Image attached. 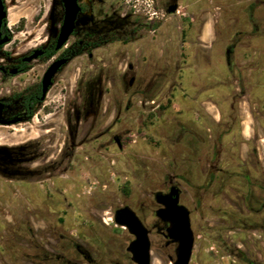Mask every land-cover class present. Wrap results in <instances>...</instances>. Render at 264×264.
<instances>
[{"label":"rangeland","instance_id":"rangeland-1","mask_svg":"<svg viewBox=\"0 0 264 264\" xmlns=\"http://www.w3.org/2000/svg\"><path fill=\"white\" fill-rule=\"evenodd\" d=\"M6 1L15 39L26 49L44 44L53 0ZM188 6L204 10L206 54L188 60L185 72L160 78L158 92L149 94L160 106L154 121L134 109L119 122L118 131L127 135L123 152L114 145L101 152L84 145L91 116L80 125L78 164L58 175L63 191L58 202L30 196L24 178L0 177V264H87L74 250L76 243L94 264H134L127 252L132 237L115 224V210L132 206L152 228L156 218L143 209L170 184L181 188V201L191 211V264H246L238 250L264 264V189L259 188L264 185V0H181L180 12ZM248 13L255 15L256 29L247 22ZM237 34L241 42L228 64L226 49ZM86 64L76 61L59 77L48 99L52 115L40 113L15 129L0 127V144L41 140L49 154L38 166L54 162L68 143L66 108L88 94L86 75L79 80L89 70ZM125 91L127 97L103 92V101L126 103L135 92ZM51 127L57 130L45 131ZM252 185L249 206L235 191ZM29 202L46 215H30ZM151 241V264H173L175 246L156 231Z\"/></svg>","mask_w":264,"mask_h":264},{"label":"flooded vegetation","instance_id":"flooded-vegetation-1","mask_svg":"<svg viewBox=\"0 0 264 264\" xmlns=\"http://www.w3.org/2000/svg\"><path fill=\"white\" fill-rule=\"evenodd\" d=\"M136 1L138 5H130L134 2L132 0H76L78 12L74 29L67 41L58 48L66 19V6L64 0H53L47 41L37 48L26 49L21 39H15V33L9 26L10 9L7 1L3 0L7 18L0 31V127L15 129L30 125L40 113L52 115L53 106L47 108L50 105L48 99L63 72L76 61H85L89 70L86 73L83 70L79 77L80 80L86 75L83 79L88 90L85 100L72 103L71 109L66 108L64 121L68 143L60 149V156L54 162L50 163L48 160L38 166L49 154V150L44 148L45 142L29 139L10 145L0 144V177L10 181L24 178L30 196L37 194L45 202H58V196L63 193L60 185L62 176L58 175L69 165L73 169L74 165L78 164V136L82 121L93 117L90 141L86 142L85 146H95L101 152L114 145L119 152H123L127 135L121 128L118 131L119 122L127 120L134 109L147 112V118L154 121L160 106L156 105V100L149 97V94L158 92L160 78L185 72L188 60H198L202 54H206V46L202 44L205 30L204 10L198 6H188L185 12L181 13V0ZM247 22L256 29L254 14L248 13ZM240 42L241 36L237 34L233 45L226 49L228 64L235 56ZM59 61H62V65L52 78L43 98L45 75ZM106 81L109 82L107 86ZM126 88L135 92L126 103L113 101L107 104L103 101V92L109 90L118 91L119 97H127ZM135 97L139 101L134 102ZM145 97L152 99L149 101ZM216 123L220 124L217 120ZM56 130V127H51L45 131L53 133ZM56 134L55 132L54 135ZM221 155L222 152L219 153V158ZM220 160L222 162V159ZM44 177L46 178L43 179ZM211 178H214L213 173ZM244 179L248 184L252 183L250 176ZM34 184L37 186L33 187ZM174 187L179 190L180 205L186 207L181 201L182 190L176 184H170L164 191L155 192L152 194V202L143 209L150 211L156 218L152 228L132 206L120 207L115 213L121 208L129 207L149 231L150 241L152 233L156 231L166 240L168 246H175L176 256L177 244L166 237L170 223L158 217V212L165 209V206L159 203L158 196L168 195ZM254 187L255 185L248 186L245 190L237 187L235 194L238 198H244L245 203L249 202L250 206V189ZM259 188L263 190L264 185ZM28 204L30 215L31 211L36 215H46L47 212L42 213V208L34 207L30 202ZM189 212L191 218V211ZM121 228L128 231L125 227ZM128 233L133 242L135 237L129 231ZM128 247L131 261L136 264ZM74 250L87 264H94V258L84 246L76 243ZM237 253L240 262L258 264L249 260L242 250ZM66 263L72 264L69 260Z\"/></svg>","mask_w":264,"mask_h":264},{"label":"water","instance_id":"water-1","mask_svg":"<svg viewBox=\"0 0 264 264\" xmlns=\"http://www.w3.org/2000/svg\"><path fill=\"white\" fill-rule=\"evenodd\" d=\"M66 6V19L59 38L58 48H60L72 33L78 12L76 0H64ZM7 12L3 0H0V31ZM62 61L55 63L47 72L44 79L43 98L46 96L52 78L58 72ZM179 190L172 188L166 196H158L160 204L165 206L158 212V217L164 222L170 223L167 230V238L177 244L176 260L174 264H190L194 246L195 235L191 225L189 210L179 203ZM115 222L120 227L128 229L130 234L135 237L128 247L132 255V260L136 264H151V241L149 231L137 217L135 212L129 207L121 208L115 213Z\"/></svg>","mask_w":264,"mask_h":264}]
</instances>
